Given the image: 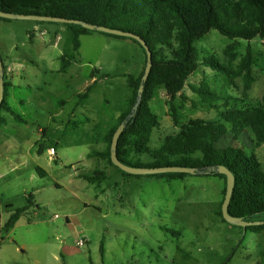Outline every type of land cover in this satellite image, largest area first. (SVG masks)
Masks as SVG:
<instances>
[{"label": "rangeland", "instance_id": "rangeland-1", "mask_svg": "<svg viewBox=\"0 0 264 264\" xmlns=\"http://www.w3.org/2000/svg\"><path fill=\"white\" fill-rule=\"evenodd\" d=\"M65 38L66 27L60 23L0 19L7 82L13 83L16 64L24 60L30 75L13 93L12 107L26 122L5 114L8 126L0 131L5 135L0 137V264H264V229L233 226L218 215L223 179L189 175L172 180L114 167L104 171L111 165L96 156L105 148L94 141L95 127L114 123L126 109L132 98L128 77L138 78L146 56L131 38L92 32L81 36L77 61L61 72ZM248 44L256 53L264 51L259 38L250 43L229 40L215 30L196 43L198 69L174 102L178 123L164 87L156 89L148 104L158 122L151 149L191 120H218L233 106L263 101L261 68H254L255 81L246 90L242 77L202 62L212 57L234 72ZM202 84L221 100L204 103L194 91ZM91 85L89 99L80 100ZM239 143L246 150L253 146L247 138ZM229 145H235L231 135L218 146ZM253 152L264 171V146ZM128 161L154 162L147 154H133ZM103 173L106 179L89 182ZM19 209L25 211L6 232L1 223ZM82 239L86 243L79 247Z\"/></svg>", "mask_w": 264, "mask_h": 264}, {"label": "trees", "instance_id": "trees-1", "mask_svg": "<svg viewBox=\"0 0 264 264\" xmlns=\"http://www.w3.org/2000/svg\"><path fill=\"white\" fill-rule=\"evenodd\" d=\"M0 12L79 20L129 32L143 39L153 53V66L144 83L141 103L132 115L145 68L138 78L128 77L132 98L119 118L109 127L103 123L96 125L95 130L99 132L94 141L106 145L105 152L96 153V156L104 157L109 165L117 168L112 164L110 147L114 133L126 122L117 148L118 158L122 163L145 168H196L197 176L223 179L225 197L226 177L217 172L218 167L223 166L235 176L229 213L245 221H259L261 217L264 220V171L253 152L255 148L264 146V98L257 105H236L226 109L219 114L218 120H191L176 135L165 137L161 145L154 149L150 148V143L153 129L158 126V122L149 112L148 105L156 89L164 87L170 99L174 123L177 124L179 114L174 102L199 66L200 51L196 43L215 30L229 40L241 39L250 43L259 38L264 44V0H0ZM63 25L66 27V38L60 56L61 72L77 61L81 36L95 32L80 25ZM132 40L141 46L136 40ZM141 48L143 49L142 46ZM235 59L233 55L232 60ZM202 62L206 67L227 76L242 77L245 89L250 90L255 81L254 68L264 71V51L256 53L248 44L246 54L234 72L212 57H204ZM146 63L147 56L145 66ZM3 67L5 96L0 107V128L7 124L2 113H8L18 123L26 122L9 105L10 84L7 82V68L4 63ZM91 90L92 85L78 98L88 100ZM194 91L204 103L213 104L221 100L206 84ZM227 135L233 137L235 145L218 146ZM242 138H247L253 146L247 150L239 146ZM133 154H147L154 162L148 165L131 164L128 160ZM36 170L42 176L45 174L40 168ZM161 176L175 180L184 179L189 174L171 173ZM106 178L103 173L88 180L95 183ZM222 204L218 215L224 220ZM24 211L16 210L10 216L4 225L6 232L15 227ZM246 229L261 231L264 226Z\"/></svg>", "mask_w": 264, "mask_h": 264}, {"label": "water", "instance_id": "water-1", "mask_svg": "<svg viewBox=\"0 0 264 264\" xmlns=\"http://www.w3.org/2000/svg\"><path fill=\"white\" fill-rule=\"evenodd\" d=\"M0 18L7 19V20H25V21H33V22H52V23H60V24H74V25H80L83 28L88 29L90 31L100 32V33L109 34V35L118 36V37L131 38V39L136 40L143 47V49L145 50L146 56H147V63H146L144 75L142 77V83L138 91L137 103L133 107L132 115L137 111L141 103V100H142V94L144 91V83L147 81V78L153 66V53L151 49L149 48V46L147 45V43L143 39H141L140 37L132 33L125 32L122 30L112 29L106 26L93 25L87 22H83L79 20H71V19H66V18L47 17V16H39V15H21V14L4 13V12H0ZM4 96H5L4 67H3L2 59L0 57V107L4 100ZM125 127H126V122H123L118 127V129L113 135V139H112V143L110 147V158H111L112 164L116 166L118 169L122 170L125 173L131 174V175H161V174H171V173L189 174V175L197 174V169L190 168V167L171 166V167L145 168V167H132V166H128L122 163L118 158L117 148H118L120 136L123 133ZM217 172L226 177V193H225L224 201L222 204L223 219L227 223L233 226L242 227L244 229H246L247 227H252V226H264V220L263 221H245L242 218L234 217L229 213V205H230L234 187H235V176L233 175L232 172H230L227 168L223 166L218 167Z\"/></svg>", "mask_w": 264, "mask_h": 264}, {"label": "crops", "instance_id": "crops-1", "mask_svg": "<svg viewBox=\"0 0 264 264\" xmlns=\"http://www.w3.org/2000/svg\"><path fill=\"white\" fill-rule=\"evenodd\" d=\"M62 53H60V55H61ZM27 63V61L26 60H24V61H22L21 63H17L16 64V75H13V83L12 84H10V89H11V93H12V95H10L9 93V96H8V102H9V105L12 107V105H14V91L17 89V88H20V89H22L23 87H22V84H21V82L22 81H26V79H28L29 77H30V75H29V72H28V65L26 64ZM27 88H30V85L28 84L27 85ZM10 91V90H9ZM22 103V102H21ZM13 108V107H12ZM14 109V108H13ZM15 111H17L16 109H14ZM5 114H8V113H2V115L5 117ZM9 115V114H8ZM11 116V115H10ZM119 116H120V114L119 115H117V116H115V117H117V118H119ZM13 118V117H12ZM116 118V119H117ZM116 121V120H115ZM114 121V122H115ZM113 123H111V122H105V126L106 127H109L110 125H112ZM8 126V122H7V124L4 126V127H1L0 128V131L2 130V129H4V128H6ZM0 137L2 138V139H5V135L4 134H0ZM104 145V146H103ZM102 146L105 148V150H106V145L104 144V143H102ZM105 150H103V152H105ZM103 152H101V153H103ZM110 167V168H109ZM106 166L105 167V170L104 171H106L107 173H110V172H112V169H113V167H111V166ZM106 173V174H107ZM107 177H108V175H107ZM15 212V211H14ZM13 212V213H14ZM12 213V214H13ZM11 214V215H12ZM10 215V216H11ZM10 218V217H9ZM8 218V219H9ZM8 221V220H7ZM6 221V222H7ZM6 222H3V223H1V226L3 225H5L6 224Z\"/></svg>", "mask_w": 264, "mask_h": 264}, {"label": "built area", "instance_id": "built-area-1", "mask_svg": "<svg viewBox=\"0 0 264 264\" xmlns=\"http://www.w3.org/2000/svg\"><path fill=\"white\" fill-rule=\"evenodd\" d=\"M51 154H52L51 158H53V155L55 154V150H54L53 148L51 149ZM85 243H86V240H85V239H82V240H80V241L78 242V246H79V247H82V246L85 245Z\"/></svg>", "mask_w": 264, "mask_h": 264}]
</instances>
